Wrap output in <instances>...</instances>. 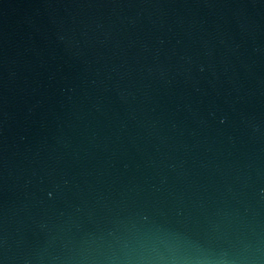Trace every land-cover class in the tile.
I'll use <instances>...</instances> for the list:
<instances>
[{"label":"water","instance_id":"95a60500","mask_svg":"<svg viewBox=\"0 0 264 264\" xmlns=\"http://www.w3.org/2000/svg\"><path fill=\"white\" fill-rule=\"evenodd\" d=\"M0 264H264V0H0Z\"/></svg>","mask_w":264,"mask_h":264}]
</instances>
